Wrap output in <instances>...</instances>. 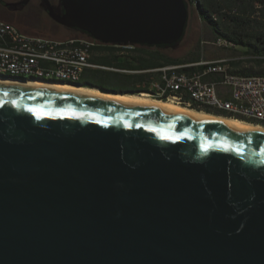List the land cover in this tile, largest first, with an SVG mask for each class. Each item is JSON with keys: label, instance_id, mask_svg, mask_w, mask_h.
Segmentation results:
<instances>
[{"label": "water", "instance_id": "95a60500", "mask_svg": "<svg viewBox=\"0 0 264 264\" xmlns=\"http://www.w3.org/2000/svg\"><path fill=\"white\" fill-rule=\"evenodd\" d=\"M40 5L104 44L173 49L190 13L187 0ZM0 264H264V132L0 81Z\"/></svg>", "mask_w": 264, "mask_h": 264}, {"label": "built area", "instance_id": "2783aa9c", "mask_svg": "<svg viewBox=\"0 0 264 264\" xmlns=\"http://www.w3.org/2000/svg\"><path fill=\"white\" fill-rule=\"evenodd\" d=\"M191 3V0H187ZM192 4V3H191ZM10 25H16L10 22ZM21 36H39L40 43L90 44L95 49L101 42L90 36L67 38L27 33L18 27V34L1 33L0 45L10 48V55H0V68L11 72H25L27 79L46 80V73L56 74V81L67 83L68 75H77V83L87 69L104 67L81 54L36 55L22 50ZM227 42V41H226ZM218 44H223L219 39ZM133 47V45L124 46ZM240 58H218L193 63L171 64L162 67L161 80L153 82L152 97L168 101V96L187 99V106L198 110L209 109L228 117H235L264 125V74H242L234 71L233 62ZM198 66L191 71L182 67ZM219 89L222 90L219 93Z\"/></svg>", "mask_w": 264, "mask_h": 264}, {"label": "trees", "instance_id": "16d2710c", "mask_svg": "<svg viewBox=\"0 0 264 264\" xmlns=\"http://www.w3.org/2000/svg\"><path fill=\"white\" fill-rule=\"evenodd\" d=\"M191 3L195 5L200 18L218 37L224 38L233 45L247 47L250 53L258 55L257 64L263 67L260 70L254 67H242L234 71L242 74H264V0H191ZM82 35L89 36L86 33ZM99 49L107 50L108 53L91 60L104 67L87 69L77 85L98 86L110 92L141 93L149 89L146 87L122 89L116 87L113 80L131 78L135 82H142L149 80V75L144 72L120 73V70H143L150 66L188 63L186 60L171 57L159 49L139 45L124 47L101 43L95 47V50ZM198 58L196 57L192 62L200 61ZM234 64L239 65L235 61ZM199 68L187 66L182 67V70L191 71ZM205 111L221 115L209 109Z\"/></svg>", "mask_w": 264, "mask_h": 264}, {"label": "rangeland", "instance_id": "374dc122", "mask_svg": "<svg viewBox=\"0 0 264 264\" xmlns=\"http://www.w3.org/2000/svg\"><path fill=\"white\" fill-rule=\"evenodd\" d=\"M50 1L52 3L58 2V0ZM189 9L190 13L186 33L177 48L145 47L150 49H159L171 57L186 60L188 63L192 62L196 57H199L198 59H200V61L218 58H240L235 60V62L239 63V65L234 64V70L242 67H254L256 70L263 68L262 65L259 66L257 64L258 55L250 53L247 47L242 45H233L228 41L226 42L224 38L218 37L200 18L193 4L189 3ZM0 19L16 24L21 30L27 33L43 34L56 38L82 36L81 32L68 28L60 27L58 30L53 31V29H57V25H61L50 17L48 12L40 5L39 0H30L25 5H17V7L12 10L5 7L4 2H0ZM219 39L222 40L223 44L220 45L217 43ZM106 53H108L107 50L94 49L92 56L93 58H97L105 55ZM123 72L136 73L126 71ZM120 73H122V70H120ZM113 81L116 87L122 89L142 88L131 78H115ZM142 92L146 91L143 90Z\"/></svg>", "mask_w": 264, "mask_h": 264}, {"label": "bare ground", "instance_id": "6f19581e", "mask_svg": "<svg viewBox=\"0 0 264 264\" xmlns=\"http://www.w3.org/2000/svg\"><path fill=\"white\" fill-rule=\"evenodd\" d=\"M195 4V3H194ZM195 6V5H194ZM0 32L18 34V26L10 25V22L0 19ZM19 44H22V50L34 52L36 55H58V54H81L88 51V58H92L93 50L90 44L78 43H62V44H46L39 42V36H21ZM0 55H10V48L0 45ZM0 81L5 83H18L34 87H51L59 91L71 93H80L92 96H103L119 101L137 103L150 108L167 109L174 112L184 113L191 116H197L206 119L216 120L230 128L240 130H251L264 132V125L252 123L235 117L213 114L204 110H198L187 106V99H179L178 96H168L167 100L158 99L150 96L146 92L141 93H109L104 92L98 87L87 85H77V75H68L67 83L63 82H47L56 81V74L46 73V80L43 79H27L25 72H11L0 68ZM75 84V85H74Z\"/></svg>", "mask_w": 264, "mask_h": 264}, {"label": "crops", "instance_id": "0c3cea01", "mask_svg": "<svg viewBox=\"0 0 264 264\" xmlns=\"http://www.w3.org/2000/svg\"><path fill=\"white\" fill-rule=\"evenodd\" d=\"M120 52L122 53L123 51H120ZM190 63H193V62H190ZM167 65H171V64H166V65L158 66V67H152V66H150V68L143 69V70H125V69H122V71H126V72H144V73L148 74L149 75V80L142 81V82H137L139 84V86L148 88L149 91H146L148 93L151 90H153V86H152L153 85V82L154 81H160L161 80L162 72H161L160 69L162 67L167 66ZM221 91L222 90L219 89V93H221Z\"/></svg>", "mask_w": 264, "mask_h": 264}, {"label": "flooded vegetation", "instance_id": "af4514ba", "mask_svg": "<svg viewBox=\"0 0 264 264\" xmlns=\"http://www.w3.org/2000/svg\"><path fill=\"white\" fill-rule=\"evenodd\" d=\"M5 1V0H4ZM22 1H25V0H10V1H5V2H17V3H20V2H22ZM30 0H28V2H29ZM27 2V3H28ZM39 2H41V0H39ZM52 3V2H51ZM52 4H55V5H57L58 4V2H56V3H52ZM5 5V7H7L8 9H10V10H12V8L10 7V6H7L6 4H4ZM20 5V4H19ZM61 25V24H60ZM57 27V29H53V31H55V30H58L60 27H62V28H66V27H64V26H59V25H57L56 26Z\"/></svg>", "mask_w": 264, "mask_h": 264}, {"label": "snow or ice", "instance_id": "6c2138e0", "mask_svg": "<svg viewBox=\"0 0 264 264\" xmlns=\"http://www.w3.org/2000/svg\"><path fill=\"white\" fill-rule=\"evenodd\" d=\"M29 111H34L33 109H29ZM37 116L39 118V114L37 113ZM163 139H171L172 137H169V136H164L162 137Z\"/></svg>", "mask_w": 264, "mask_h": 264}]
</instances>
